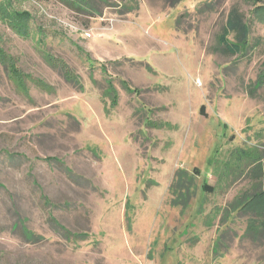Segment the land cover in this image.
I'll return each mask as SVG.
<instances>
[{
	"label": "rangeland",
	"instance_id": "1",
	"mask_svg": "<svg viewBox=\"0 0 264 264\" xmlns=\"http://www.w3.org/2000/svg\"><path fill=\"white\" fill-rule=\"evenodd\" d=\"M13 5L31 13L44 41L0 16L5 50L30 75L25 94L0 62V264H264V229L247 230L263 217L234 205L264 190V179L231 158L236 147L264 158V8L253 13L249 0ZM234 5L251 19L252 39L262 37L243 55L218 44ZM179 168L196 179L183 210L171 203Z\"/></svg>",
	"mask_w": 264,
	"mask_h": 264
},
{
	"label": "trees",
	"instance_id": "2",
	"mask_svg": "<svg viewBox=\"0 0 264 264\" xmlns=\"http://www.w3.org/2000/svg\"><path fill=\"white\" fill-rule=\"evenodd\" d=\"M14 0H2L0 3V16L7 22V24L19 35L29 38L39 34L41 37H38L37 41L41 44L44 41L43 32L44 30L38 28L34 30L32 28L33 17L28 11L18 10L14 8ZM65 3L67 6L82 10L84 6H89L91 0H60ZM182 0H167V3L170 7L178 5ZM255 6L253 8V13L258 12L260 9L264 8L262 0H249ZM139 9V3L134 5H129L127 10L132 12L134 9ZM257 10V11H256ZM183 14H180L177 19V25L180 23ZM251 19H247L245 13L239 9L238 6L234 5L231 7L227 19L221 29L220 34L218 35V44L220 50L224 54L229 55H243L247 50L258 46L262 43V37H256L252 39L251 37ZM45 59L52 64L53 66L60 67L62 70H65L64 73L68 80L74 82L76 85H79L83 88L82 83L78 76L73 74L69 69L66 68V64L63 60L55 58L50 52L43 51ZM0 62L6 67L7 72L12 80L16 83L19 89L23 93H28V85L26 83L27 74L22 70L18 65L16 58L9 54L3 44L2 38L0 36ZM38 84H41L45 87L51 88L46 85L43 81L39 80ZM123 85L125 87L127 83L124 81ZM254 88H251V93H254ZM116 89L112 83H109L105 89V95L110 97L111 106H115L117 100ZM205 105L202 106L201 112H204ZM108 113L110 112V107L106 106ZM232 161H235V165H238V171L242 170L243 167L248 166V171L255 173V177H263L264 179V158L259 156V153L255 149H249L244 147H236L232 152ZM242 165V166H241ZM194 171L197 174H200L199 168L195 167ZM231 173V172H230ZM225 175L229 176V173L224 171ZM196 179L195 174L190 173L187 169L179 168L175 174L174 182L171 185L172 199L171 203L174 206H182V210L187 208L190 204L191 198L195 192ZM203 190L205 192H211L214 190L207 181L203 183ZM237 202V204H236ZM234 205L237 209L242 206L243 209L248 208L254 212L258 217H263V219H256L254 223H249L247 228L248 231L258 232L260 229H264V190L256 191L253 195L244 194L241 197L236 198ZM68 234H70L68 232ZM74 235H78L73 233ZM86 236V235H85Z\"/></svg>",
	"mask_w": 264,
	"mask_h": 264
},
{
	"label": "built area",
	"instance_id": "3",
	"mask_svg": "<svg viewBox=\"0 0 264 264\" xmlns=\"http://www.w3.org/2000/svg\"><path fill=\"white\" fill-rule=\"evenodd\" d=\"M87 34H89V35H90L91 33H87Z\"/></svg>",
	"mask_w": 264,
	"mask_h": 264
}]
</instances>
